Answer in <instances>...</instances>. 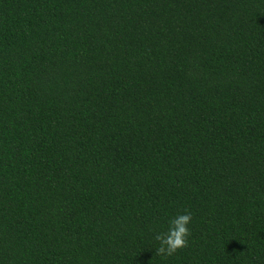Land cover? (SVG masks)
I'll return each mask as SVG.
<instances>
[{
	"label": "trees",
	"instance_id": "trees-1",
	"mask_svg": "<svg viewBox=\"0 0 264 264\" xmlns=\"http://www.w3.org/2000/svg\"><path fill=\"white\" fill-rule=\"evenodd\" d=\"M0 264H264V0H0Z\"/></svg>",
	"mask_w": 264,
	"mask_h": 264
},
{
	"label": "clouds",
	"instance_id": "clouds-1",
	"mask_svg": "<svg viewBox=\"0 0 264 264\" xmlns=\"http://www.w3.org/2000/svg\"><path fill=\"white\" fill-rule=\"evenodd\" d=\"M192 221L190 212L177 215L169 222V228L166 232L157 233L154 237L159 242L157 255L170 257L178 251L188 247L191 230L189 224Z\"/></svg>",
	"mask_w": 264,
	"mask_h": 264
}]
</instances>
